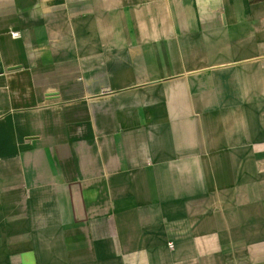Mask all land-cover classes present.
Instances as JSON below:
<instances>
[{
	"label": "crops",
	"instance_id": "obj_1",
	"mask_svg": "<svg viewBox=\"0 0 264 264\" xmlns=\"http://www.w3.org/2000/svg\"><path fill=\"white\" fill-rule=\"evenodd\" d=\"M0 264H264V0H0Z\"/></svg>",
	"mask_w": 264,
	"mask_h": 264
}]
</instances>
